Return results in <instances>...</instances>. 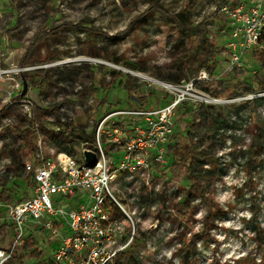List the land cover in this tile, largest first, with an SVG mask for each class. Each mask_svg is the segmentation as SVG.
Returning <instances> with one entry per match:
<instances>
[{"label": "rangeland", "instance_id": "1", "mask_svg": "<svg viewBox=\"0 0 264 264\" xmlns=\"http://www.w3.org/2000/svg\"><path fill=\"white\" fill-rule=\"evenodd\" d=\"M229 2V0H0V52L13 53L9 63H20L26 50L43 35L45 29L70 25L67 30L47 39L48 46L43 47V50L47 54L46 49H49L50 58L53 57L54 60L48 64L33 66L30 74L32 80L28 86V97L35 102L42 99L52 85L66 81L91 87L90 90L95 91L94 94L80 99L81 102H87L93 98L95 104L91 109L81 110L72 124L71 131L65 132L69 137L84 135L89 129V122L95 121L99 114L102 117L110 108L127 109V103L134 95L141 96L148 90L157 96H165L166 94L162 92L164 88L159 83L178 86L195 83L197 93L219 99L213 104L216 108L214 112L228 121V133L214 148L218 151L224 173L214 181L210 197L225 208V214L218 220L217 225L212 227V237L208 242L202 241L198 232L207 210L198 196L199 198L192 204L193 210L190 213L192 224L190 226L185 224L183 210L178 205L185 191L190 189L186 181L187 166L182 164V167L175 168L171 165V160H168V156L173 155L175 146L179 144L183 158L187 154L185 147L188 141L183 136L175 137V146L171 147L167 155V163L156 171L150 180V187L139 184L136 189L140 205L145 207L143 212H136L134 217L137 230L156 232L151 239L156 249L148 253L142 264H182L180 250L183 242H188L192 238L190 235H193L197 243L196 259L199 264H252L240 260L249 255L253 259L255 257L260 259L250 226L254 213L257 223L264 227V172L261 170L254 174L257 188L251 183L246 186L249 175L245 172V155L239 152L240 157L236 160L235 154L240 148L248 149L257 139L259 131L264 130V106L249 109L244 104L245 100H252L256 95L249 89V84L256 88L258 79L264 78V70L262 62L249 54L243 63L244 71L227 72L230 66L229 57L224 56L229 42L227 20L218 15L216 7ZM183 12H187L188 23L192 27L204 25L197 28L196 37L192 34L189 39L180 33L181 19L177 15ZM203 30L213 43L221 47L217 56L220 77L212 83L200 80L205 71L198 73L196 62L201 52ZM116 58L120 59L122 66L115 64ZM46 65L50 67L44 68ZM111 69H116L121 74L114 76L110 73ZM176 73L186 77L181 84L169 80ZM128 77L132 79L128 81ZM10 91L11 85L0 80L2 114L8 112L9 105L3 101L4 96ZM225 91L237 94L225 99L222 96ZM215 92L218 94L214 95ZM102 101H107L103 111L99 103ZM189 103L191 109L195 110L194 115L188 113L189 120L193 123L195 121L198 140L203 141V148H208L213 142L212 122H203L199 106L195 102ZM250 110L251 119L246 121ZM179 117L178 112L175 121H178ZM29 133L31 134V129ZM176 133L180 134V131L176 130ZM29 139L32 140L31 137ZM13 147H16L15 140L11 142L6 153L10 154ZM21 147L20 149H25V141ZM259 153L258 155H262L261 158L264 159V152ZM197 155L199 160L204 158L200 152ZM23 157L24 161L32 158L31 154ZM193 162L190 157L186 161L188 164ZM206 164V168L211 167L208 162ZM119 188L122 191L120 196L124 199L126 193L128 196V191L124 186ZM31 194L32 189H25L21 195L28 198ZM156 198L159 200L157 205L154 204ZM123 201L125 209L131 212L135 205L129 200ZM122 219L124 220V217ZM189 231L191 233L185 237V233ZM1 234L3 230L0 229ZM45 234L39 233L38 245L29 242L26 247L20 248L17 258L13 260L15 264H47L53 257L54 244L45 237ZM35 249L39 252H35ZM40 252L43 256H39Z\"/></svg>", "mask_w": 264, "mask_h": 264}, {"label": "built area", "instance_id": "2", "mask_svg": "<svg viewBox=\"0 0 264 264\" xmlns=\"http://www.w3.org/2000/svg\"><path fill=\"white\" fill-rule=\"evenodd\" d=\"M229 1L216 7L218 15L227 20L229 42L224 56L230 59L227 72H242L249 54L264 52V0ZM12 54L0 52V80L12 87L3 101L9 105L8 112L0 111V179L11 185L18 175H23L26 184H32L28 187L32 194L24 198L21 192V197H14L0 214V226L4 227L0 235V264H9L17 258L19 249L29 242L38 245L40 229L57 243L47 264H115L133 247L137 236L134 217L136 212L144 211L138 207L137 186L150 187L156 171L167 163L178 107L187 102L213 105L219 99L197 93L195 83L187 86L159 83L170 96L166 105L149 111L110 110L89 122L83 139L69 137L65 134L68 126H72L81 110L91 109L95 104L93 98L80 101L91 87L66 81L52 85L40 100L35 95L43 109L55 106V110L45 115L46 123L40 126L29 91L26 97H21L24 84L19 77L31 74L33 68L9 63ZM216 79L207 72L200 77L210 83ZM257 97H264V93L253 99ZM17 127L21 128V134L12 132ZM51 133L65 140L69 147L72 143L71 152L49 146L47 139ZM24 139L34 145L29 161H24L27 154L20 149ZM13 140L16 142L13 149L21 152L19 172L11 157L5 156ZM87 152L96 155L95 166L87 161ZM120 186L128 191L124 199L135 205L131 212L125 209ZM152 250L154 243L146 242L141 257L146 260Z\"/></svg>", "mask_w": 264, "mask_h": 264}, {"label": "trees", "instance_id": "3", "mask_svg": "<svg viewBox=\"0 0 264 264\" xmlns=\"http://www.w3.org/2000/svg\"><path fill=\"white\" fill-rule=\"evenodd\" d=\"M178 18L181 19L179 21V28L180 33L183 35V37L191 39L192 34H195L197 31V28L204 27V25H201L199 27H192L188 21L189 17L187 15V12H183L177 15ZM70 27V25H61L58 27H51L49 29H45L43 32V35L39 37L37 40H35L31 46L26 50L24 55L22 56L20 60V65L24 67H33L37 64L43 65L48 64L50 62H53L54 58H50L51 55L49 54V49H46L48 52H44L43 47L47 48V39H49L50 36H57L61 31L67 30ZM202 39L200 41L201 43V52L200 56L196 58V62L198 65V73L202 70L207 72L211 78H219L220 72L217 70L218 67V60L217 56L218 53L221 50V47L217 45L216 43H213L211 41V38H208L207 35L204 33ZM193 37H196V34L193 35ZM199 40V39H198ZM52 52V50H51ZM252 56L262 62V70H264V52L261 51H254L252 53ZM194 61V58L192 62ZM122 62L120 59H115V64L117 66H122ZM183 66L185 64L183 63ZM110 73L114 76L120 75L121 73L116 69H111ZM20 81L23 84H26L29 86L31 84V75L29 73H25L19 77ZM132 77H128V81L131 80ZM185 75H181L180 73H176L175 75H172L169 79L171 82L176 84H181L183 80H185ZM249 89L252 90L253 93L256 95L264 93V78L258 79L257 81V87L255 88L252 84H249ZM145 92V91H144ZM166 95L165 96H157L156 93L152 91H146L141 96H135L132 98L131 101L127 103V109H140L143 111H149L158 107H162L170 102V96L169 94L162 90ZM95 91L89 90L86 92L84 96H89L94 94ZM218 93L215 92L214 95H217ZM235 92L233 91H225L222 95L225 99H230L235 96ZM107 101H102L100 103V108L103 111L104 106L106 105ZM245 106L255 109L260 106H264V97H257L252 100H245L244 101ZM112 106V105H110ZM199 111L201 119L203 122L207 123L210 121L212 122V135L211 138L213 140L212 144L208 148H203L202 142L198 140V135L195 133V121L194 123L189 120L188 113L195 114V110L191 109L190 103H184L180 107H178L176 113H180V117L178 121H175V127H174V134H173V144L171 147H174V138L177 136H183L184 139H187V144L185 149L187 150V154L182 158L181 157V149L180 145L175 146V150L172 156H168V160H171V165H173L175 168L182 167V164H185L187 166V173H186V181L188 182L190 189L186 190L184 193L183 198L181 199L179 203V207L181 210H183V216H185V224L187 226H190L192 224V219L190 213L193 210V203L194 200L197 198H201L203 201V204L205 205L206 212L205 216L201 220V229L198 232L199 236L201 237L202 241L208 242V239L212 237V227L217 225L218 220H220L221 216L225 214V208L222 207L217 201L212 199L210 197V190L213 187L214 181L216 179H219L222 174L224 173V167H221L220 164V158L218 156V151H215L214 148H216L218 141H223L225 139V135H227V125L228 121L222 115L214 112L215 107L213 105H205L200 104ZM55 110V106L49 108V109H43L40 107L39 103L35 102L34 104V111L36 114L37 121L39 122L40 126H43L46 123L45 115L49 114ZM112 110L111 108L105 112H108ZM183 112V113H182ZM240 114V112H239ZM249 117H246V121L251 119L252 111L250 110V113L248 115ZM241 117V115L239 116ZM237 119V118H236ZM241 120V119H240ZM245 121V122H246ZM234 124V123H233ZM68 130L71 131L72 126H68ZM176 130L180 131V134L176 133ZM12 132L15 134H21V128L17 127L15 129H12ZM43 133H47L46 129H42ZM74 131H72V134ZM79 138L83 139V135L79 134ZM264 130L259 131V135L257 139L253 142L252 145L248 149H239L238 153L235 154V159H239V152H242L245 155V172L249 175L248 182H246V186H248V183H251L252 186H255L257 188V183L255 184L254 181V174H258L261 170L264 172V159L261 158L262 155L259 151L264 152ZM25 141V149L23 151L26 152V154H32L34 151V145L32 142H30L29 139H24ZM47 143L49 146L56 145L60 148V150H66L71 152V147H74L71 143V147L67 145V142L63 140L62 138L58 137L56 134L51 133L49 138L47 139ZM206 149V150H205ZM200 154L204 157L202 160L197 159V154ZM20 150L13 149L10 154H7L5 156L11 157L15 170L19 172L22 168V160ZM192 156V157H191ZM193 159V163L188 164L186 161H188V158ZM208 162L211 164L210 168H206ZM206 164V165H205ZM28 180V179H27ZM12 184L9 185L8 181H4L0 179V202H2V206L0 207V214L5 210V206L12 203L14 201V197H19V194L21 192H24L25 189H28V187L32 186L31 183L26 184V179H24L23 175H18L17 179L11 182ZM10 186V187H9ZM199 196V197H198ZM159 200L156 198L154 199V204L157 205ZM138 207L140 209H145V207L140 205V198L138 202ZM155 208V207H153ZM253 219L251 220V226L250 231L253 235V241L256 245V247L259 250V256L258 258H252L251 255L247 257H243L240 260L246 261L248 263L252 264H264V227L257 223V218L253 213ZM4 227L0 226V229H3ZM39 233H45L43 229L39 230ZM154 231H138L137 236L135 238V242L133 247L126 253H124L121 258L115 263V264H124L125 261H127L128 264H142L145 260V258L141 257V249L145 245L146 242L151 241V239L155 236ZM191 232H186L185 237L187 234H190ZM189 241L183 242L182 249L180 250V259L182 264H199V261L196 259V253H197V243L193 239V235ZM45 237L53 244H54V250L57 248V243L54 242V238L47 233L45 234ZM156 249V245L154 244V250ZM37 252V251H35ZM39 252V251H38ZM39 256H43V253L40 252ZM238 260V262L240 261ZM9 264H15V262L12 260Z\"/></svg>", "mask_w": 264, "mask_h": 264}, {"label": "water", "instance_id": "4", "mask_svg": "<svg viewBox=\"0 0 264 264\" xmlns=\"http://www.w3.org/2000/svg\"><path fill=\"white\" fill-rule=\"evenodd\" d=\"M28 94V85L24 84V91L21 95L22 98L26 97ZM87 161L92 165L95 166L97 164L96 155L91 152H87L86 154Z\"/></svg>", "mask_w": 264, "mask_h": 264}]
</instances>
